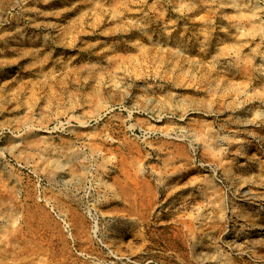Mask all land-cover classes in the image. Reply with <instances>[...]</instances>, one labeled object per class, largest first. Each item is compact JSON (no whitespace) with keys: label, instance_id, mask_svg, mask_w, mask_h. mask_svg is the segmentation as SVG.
I'll use <instances>...</instances> for the list:
<instances>
[{"label":"rangeland","instance_id":"374dc122","mask_svg":"<svg viewBox=\"0 0 264 264\" xmlns=\"http://www.w3.org/2000/svg\"><path fill=\"white\" fill-rule=\"evenodd\" d=\"M0 264H264V0H0Z\"/></svg>","mask_w":264,"mask_h":264}]
</instances>
